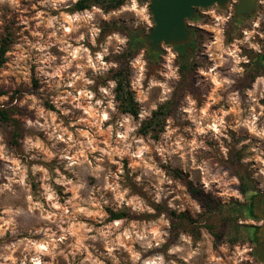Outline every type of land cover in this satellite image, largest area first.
I'll return each mask as SVG.
<instances>
[{
    "label": "rangeland",
    "instance_id": "obj_1",
    "mask_svg": "<svg viewBox=\"0 0 264 264\" xmlns=\"http://www.w3.org/2000/svg\"><path fill=\"white\" fill-rule=\"evenodd\" d=\"M79 1L0 0V45L11 41L0 105L21 132L16 145L0 121V264H262L245 201L246 165L264 182V0L246 19L243 96L238 52L213 44L225 18L203 23L185 58L133 45L155 26L150 0ZM120 71L137 117L117 99Z\"/></svg>",
    "mask_w": 264,
    "mask_h": 264
},
{
    "label": "flooded vegetation",
    "instance_id": "obj_2",
    "mask_svg": "<svg viewBox=\"0 0 264 264\" xmlns=\"http://www.w3.org/2000/svg\"><path fill=\"white\" fill-rule=\"evenodd\" d=\"M259 0H257L258 7ZM256 7V10H257ZM197 19L202 14L201 9H196L195 11ZM251 15L243 16L241 20H237L235 17V10L231 18L226 19L223 25L221 23H216L217 26H222L219 28L220 35H222V40L217 41V38L213 44L216 47H228L231 51L230 57H233V52L236 53L237 57L241 59L238 73L241 74V79L237 81L239 94L243 96L246 95V19ZM194 19V20H195ZM193 20V21H194ZM187 29L191 33V41L185 46L190 49L196 48L199 44L202 43V39L200 35L204 34V30L200 27L193 26L189 23V20L186 22ZM234 42H238L239 45L234 44ZM159 47V46H158ZM157 48L153 51L156 52ZM193 47V48H192ZM236 47V49H232ZM218 49V48H216ZM220 49H218L219 51ZM185 58L187 57V53L184 54ZM223 60L228 61L229 58L220 56ZM219 57L214 59V70L218 73H229L228 69H225L224 62L218 61ZM258 73H264V51L260 52L257 68ZM242 71V72H241ZM234 83V82H233ZM236 84V82H235ZM250 169H248V165H246V241L247 243L253 244V248H250L249 251L253 252L258 257V253L261 250H264V182L259 185V181L256 182L251 176Z\"/></svg>",
    "mask_w": 264,
    "mask_h": 264
},
{
    "label": "water",
    "instance_id": "obj_3",
    "mask_svg": "<svg viewBox=\"0 0 264 264\" xmlns=\"http://www.w3.org/2000/svg\"><path fill=\"white\" fill-rule=\"evenodd\" d=\"M228 0H150V12L155 26L148 34L141 36L148 52L161 44L171 47L184 46L191 41V33L187 29V20H194L196 9H207L214 5L224 8ZM257 0H239L235 7V17L256 13ZM258 260L264 264V250L258 253Z\"/></svg>",
    "mask_w": 264,
    "mask_h": 264
},
{
    "label": "trees",
    "instance_id": "obj_4",
    "mask_svg": "<svg viewBox=\"0 0 264 264\" xmlns=\"http://www.w3.org/2000/svg\"><path fill=\"white\" fill-rule=\"evenodd\" d=\"M125 2L126 0H81L79 1L77 8L79 11H84L89 9L91 6H101L105 8L106 11H110L122 7L125 4ZM200 38L202 39V35H200ZM132 40H133L132 41L133 45L135 47H139L143 43V41H141V36L139 35H134L132 37ZM10 42H11L10 39L7 37L4 40H2V43L0 45V69H2L7 62L6 55L9 52ZM188 48L189 46L186 47L184 45V46L175 47V50H177L179 55L183 57L185 54V50ZM116 80H117V87H116L117 99L121 102V106L123 107L126 113H129L137 117L139 114L138 105L135 102L134 93L129 88V82L127 81L126 72L125 71L117 72ZM166 108H167L166 105L162 106L152 114V118H150L147 121L145 125L146 128H144L146 133H149L151 131L156 132L157 129L161 127L163 120L167 115ZM0 121L5 124H10L14 126V131L12 135L13 142L16 145L19 144L21 132L19 129L18 121L13 118L12 110L0 105ZM188 190L189 193L194 198H196L198 191L191 184H188ZM206 199H208V197ZM208 201H209L208 208H211L210 205L214 201L212 199H208ZM111 216H112V220H120L124 217V215L114 212H111Z\"/></svg>",
    "mask_w": 264,
    "mask_h": 264
},
{
    "label": "built area",
    "instance_id": "obj_5",
    "mask_svg": "<svg viewBox=\"0 0 264 264\" xmlns=\"http://www.w3.org/2000/svg\"><path fill=\"white\" fill-rule=\"evenodd\" d=\"M238 2L239 0H228V3L224 8H220L218 5H214L207 9L200 8L202 14L199 16V19L197 21L189 20V23L204 30L203 23L210 21L211 18L216 20L221 18H231Z\"/></svg>",
    "mask_w": 264,
    "mask_h": 264
}]
</instances>
